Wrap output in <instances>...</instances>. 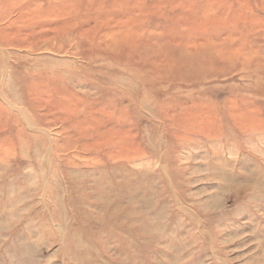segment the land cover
<instances>
[{
    "label": "rangeland",
    "instance_id": "1",
    "mask_svg": "<svg viewBox=\"0 0 264 264\" xmlns=\"http://www.w3.org/2000/svg\"><path fill=\"white\" fill-rule=\"evenodd\" d=\"M258 182L264 0H0V264H264Z\"/></svg>",
    "mask_w": 264,
    "mask_h": 264
},
{
    "label": "bare ground",
    "instance_id": "2",
    "mask_svg": "<svg viewBox=\"0 0 264 264\" xmlns=\"http://www.w3.org/2000/svg\"><path fill=\"white\" fill-rule=\"evenodd\" d=\"M220 170V169H219ZM221 174H223V173H221ZM243 174V173H242ZM237 176H239V175H237ZM243 176H245V178L247 179V181H248V176L247 175H245V174H243ZM69 178V177H68ZM222 178H224V179H226V180H228L229 179V177L227 176V174H224V175H222ZM172 186V185H171ZM248 186H253V188H258V189H263L264 190V184L263 183H261V182H258V183H256V184H248ZM73 187V186H72ZM170 189V188H169ZM79 190V189H78ZM77 190V191H78ZM87 193V192H86ZM195 197V196H194ZM76 200V199H75ZM82 200H83V198H82ZM87 200V199H86ZM195 200V199H194ZM92 201H93V203H95V204H100L99 205V207L100 208H104V209H108L109 207H112V208H110L111 209V211H110V216L111 217H114V220L116 219V218H120V217H122L121 215V213L120 212H118V210H117V203H118V201H120V200H118V198H114L111 194H108L107 193V191H106V193L104 192V193H102L100 196H98L97 198H93L92 197ZM132 205H135V203H134V201L132 200L131 202H130ZM201 205L204 207V208H207L208 206H209V204H208V202L207 203H201ZM200 205V206H201ZM76 211V210H75ZM107 213V212H106ZM120 214V215H119ZM126 215V214H125ZM107 216H109V215H107ZM126 216H128V217H137L138 215H137V212H134V209H133V211H132V213H130V214H127ZM140 222V221H139ZM77 224V223H76ZM145 225H148V224H146L145 223ZM142 232H146V230H145V228L142 230ZM92 233V232H91ZM91 233H89V234H91ZM88 234V235H89ZM137 234H140L139 232H137ZM89 237V236H88ZM90 237H91V235H90ZM55 239V238H54ZM74 245H75V251H82V250H87V248H85L84 246H82L81 245V243L80 242H78V241H74ZM108 252V251H107Z\"/></svg>",
    "mask_w": 264,
    "mask_h": 264
}]
</instances>
